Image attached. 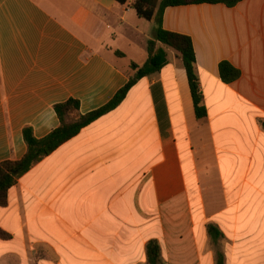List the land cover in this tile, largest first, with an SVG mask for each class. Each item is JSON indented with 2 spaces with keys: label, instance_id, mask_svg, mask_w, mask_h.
I'll list each match as a JSON object with an SVG mask.
<instances>
[{
  "label": "crops",
  "instance_id": "0c3cea01",
  "mask_svg": "<svg viewBox=\"0 0 264 264\" xmlns=\"http://www.w3.org/2000/svg\"><path fill=\"white\" fill-rule=\"evenodd\" d=\"M133 2L0 0V163L26 155V127L38 139L59 127L56 104L95 111L145 64L155 24ZM163 28L192 39L207 117L169 50L9 191L0 264H150L151 241L160 264H264V0L167 8ZM223 61L238 80L222 81Z\"/></svg>",
  "mask_w": 264,
  "mask_h": 264
},
{
  "label": "trees",
  "instance_id": "16d2710c",
  "mask_svg": "<svg viewBox=\"0 0 264 264\" xmlns=\"http://www.w3.org/2000/svg\"><path fill=\"white\" fill-rule=\"evenodd\" d=\"M120 5H127L130 0H114ZM244 0H134L132 8L137 16L155 24L154 40L148 42V59L143 66L131 64L134 75L128 83L120 89L114 98L105 106L82 114L80 102L69 99L54 106L55 113L60 125L48 136L42 139L35 137L33 129L26 127L23 131L24 141L27 145L26 155L17 161H6L0 163V208H4L8 202L9 191L16 185L17 181L28 173L34 166L50 156L62 145L72 140L80 132L118 108L126 99L130 90L143 78L160 72L167 64L169 50L176 53L182 61L186 71L190 92L192 96L194 112L197 120L207 117V109L204 105V97L200 91L199 79L196 73V54L192 39L189 36L167 31L163 28V16L167 8L190 6V5H225L234 8ZM221 79L230 84L238 80L241 72L232 64L223 61L219 65ZM264 127V122H262ZM208 233L213 238H220V232L213 226H208ZM0 239L10 240L11 236L0 229ZM148 257L150 264L161 263V250L156 241L148 244ZM218 264H224L222 257Z\"/></svg>",
  "mask_w": 264,
  "mask_h": 264
},
{
  "label": "rangeland",
  "instance_id": "374dc122",
  "mask_svg": "<svg viewBox=\"0 0 264 264\" xmlns=\"http://www.w3.org/2000/svg\"><path fill=\"white\" fill-rule=\"evenodd\" d=\"M135 40H136V45H135L134 49L133 50L128 49V52H129L131 57L135 58L136 60H141L140 59V53H141L140 50L147 48V44H146L147 41L145 40V38L143 36H141V38H138V39L135 38ZM171 53H173V51Z\"/></svg>",
  "mask_w": 264,
  "mask_h": 264
}]
</instances>
